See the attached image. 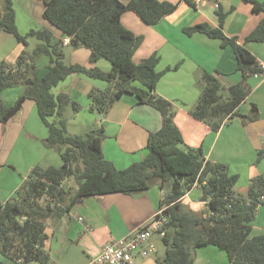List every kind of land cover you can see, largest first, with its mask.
Here are the masks:
<instances>
[{
	"label": "trees",
	"instance_id": "obj_1",
	"mask_svg": "<svg viewBox=\"0 0 264 264\" xmlns=\"http://www.w3.org/2000/svg\"><path fill=\"white\" fill-rule=\"evenodd\" d=\"M210 1L218 6V27L200 24L186 28L185 33L205 34L220 40L222 47L231 48L237 71L242 75L241 82L228 89L213 74L203 75V91L190 113L218 131L239 115L240 105L252 92L250 77L263 74L264 70L245 46L225 35L224 26L231 12L226 13L219 0ZM246 1L252 4L254 13H264V0ZM43 4V18L60 32V38L47 28L22 35L12 0H5L4 9L0 10V33L12 35L24 46L32 36L39 41L33 52L23 51L14 63H0V125L19 113L27 100L34 101L49 132L44 145L59 152L62 165L34 167L15 196L0 203V255L13 264H49L50 254L45 248L49 220L60 219L85 197L135 195L155 184L165 191L161 208L168 206L169 216L162 237L166 254L162 260L157 259V264H194L196 250L206 246L224 250L230 264H264V233L251 236L252 223L264 206V175L250 181L246 196L239 195L235 190L238 176L231 175L226 164L207 160L201 148L184 150L181 132L174 123L172 103L155 94L162 76L179 64L159 72L157 53L139 64L133 60L143 39L122 24V16L131 11L146 25L155 26L174 13L177 5L166 0H130L127 4L119 0H43ZM65 37H71V45L75 47L90 49L92 65L106 59L112 70L104 73L94 66L67 64ZM246 41L264 42V18ZM43 57L49 60L44 71L38 65ZM73 74L109 85L106 90L93 89L89 93L91 112L104 115L129 93L161 114L162 127L149 135V151L141 161L118 169L106 160L102 150L106 137L103 127L86 135L68 132L65 111L70 106L79 112L81 107L67 94L55 96L53 89ZM19 86L24 87L23 93L13 105H5L1 98L3 91ZM258 118L256 105H252L249 116H243L245 123ZM263 155L264 150H260L257 162ZM77 166L80 174L76 173ZM194 187L208 201L207 210L194 212L182 203ZM27 221L28 228L23 231ZM0 264H4L2 260Z\"/></svg>",
	"mask_w": 264,
	"mask_h": 264
},
{
	"label": "crops",
	"instance_id": "obj_2",
	"mask_svg": "<svg viewBox=\"0 0 264 264\" xmlns=\"http://www.w3.org/2000/svg\"><path fill=\"white\" fill-rule=\"evenodd\" d=\"M119 1L127 4L130 0ZM166 1L176 4L177 10L155 26L146 25L131 11L122 16V24L143 39L133 60L139 64L157 53L160 57L157 66L159 72L179 64L177 69L162 76L155 94L172 103L174 123L184 141L182 148L184 150L201 148L207 160L226 164L230 174L238 176L235 190L247 194L250 181L264 175V155L257 162L259 151L264 150V71L263 74L250 77L252 92L240 105L239 115L231 118L218 131H213L206 123L193 118L190 111L196 106L203 91L202 78L206 72L213 74L227 89L240 83L242 75L237 71L236 57L231 48L222 47L220 40L209 38L205 34L185 33L186 28L200 24L218 27L216 14L218 6L215 2ZM219 2L226 13L231 12L224 26L225 35L236 38L240 45L245 46L257 58L260 65H264V42L246 41L264 18V13H254L252 4L246 0ZM41 26L51 29L57 38L61 37L60 32L52 29L47 22H42ZM9 35L0 33L1 49L10 42L9 37L12 35ZM64 46L70 58L68 63L65 53L67 64L87 68L94 66L104 73L112 70L111 63L106 59H99L92 65L90 49L71 44ZM3 56L4 53L0 57ZM18 56L19 54L14 57V61L11 58L9 63H14ZM108 86L105 81L94 80L83 74H73L55 87L53 94L55 96L67 94L81 107L79 112H74L72 108L65 111L68 132L71 135H86L103 127L106 137L102 143V150L106 160L112 162L118 169H126L148 154V137L161 129L162 117L156 109L141 103L136 95L129 93L117 100L108 113L101 115L91 112L89 93L93 89L106 90ZM23 91V86L7 89L3 91L1 98L6 100L7 106H11ZM252 105L257 106L259 118L245 123L243 116L251 114ZM48 134L47 127L38 115L37 106L31 100H27L21 111L5 125H0V155L5 157L6 164L19 173L12 186L0 183V203L11 199L15 190L34 167L62 165V158L51 154L53 149L43 145V140ZM21 146L27 150L34 147L39 155L18 170L17 168L21 166L15 157L20 153L18 149ZM164 195L165 191H161L153 184L147 191L135 195L110 194L85 197L60 219L47 222L45 248L50 254L49 264H90L106 245L115 240L129 238L147 224L161 209ZM182 203L194 212L208 209V201L198 187L190 190L182 199ZM258 215L259 219L252 223V237L264 233V211L260 209ZM151 243L156 247L157 254L147 259L138 257L137 264H157V259L162 260L165 257L166 247L162 237L153 236ZM194 264L230 262L225 251L215 246H206L196 250Z\"/></svg>",
	"mask_w": 264,
	"mask_h": 264
},
{
	"label": "rangeland",
	"instance_id": "obj_3",
	"mask_svg": "<svg viewBox=\"0 0 264 264\" xmlns=\"http://www.w3.org/2000/svg\"><path fill=\"white\" fill-rule=\"evenodd\" d=\"M12 1H13V7H14V10L16 13L17 28L22 35L29 33L31 30L43 29L41 26V23L47 22L43 18V15H42V12L44 10L43 0H12ZM4 6H5V0H0V10H3ZM52 29H55V28L52 27ZM6 36H8V35H6ZM9 36H11V35H9ZM9 38H10V42H7L6 45L3 46V49H1V47H0V56L2 53H4V56L0 57V63L2 61L9 62L11 60V58L14 61V57H16V55H18V54L20 55L23 51H27L29 53L33 52V50L35 49V47L39 43L38 39L36 37H33V36L29 37L27 46H24L23 44L18 43L15 40V38L12 36ZM8 43L10 45H8ZM70 50H73V48H70ZM2 51H6V53L2 52ZM65 53H67L68 63H70L68 51H66ZM47 59H48L47 57H43L39 60L38 65L43 71L45 70L46 66L49 64V60H47ZM44 65H46V66L44 67ZM222 94H223L224 98L227 97L226 91H223ZM2 101L4 102V104L7 103V102H5L6 100H4L3 98H2ZM68 110H71L70 106L68 107ZM43 145H44V140H43ZM18 150H20V153L17 154L15 157V160L19 161V165L21 166V168L20 167L17 168L18 170L22 169V167H24L28 161H31L35 158H38V155H39L37 152V149L34 147H29L27 150L26 147L21 146V147H19ZM51 152H52L51 154H56L57 156H60L59 152H57L56 150H53ZM1 165H2V167H1ZM53 167H55V166H53ZM22 173H24V172H22ZM29 174L30 173L27 174L25 179L28 177ZM17 176H19V173L14 171L10 167L9 164H6L5 157L0 155V183L4 182V183H6V186L7 185L12 186L15 183V181L17 180ZM22 183L23 182H21V184L15 190L11 199L15 196L16 191L20 188ZM236 193L239 195H243V196L247 195L246 192L238 193V191H236ZM263 208L264 207H260L259 210L261 209L263 212L264 211ZM258 216L259 215H257V217H256L257 220L259 219ZM252 226H253V224H252ZM257 227L259 228L260 226H257ZM199 249L200 248H198L197 251ZM221 251H222V249H221ZM223 252H224V250H223ZM0 260H2L4 264H13L10 260L4 259L1 255H0Z\"/></svg>",
	"mask_w": 264,
	"mask_h": 264
},
{
	"label": "built area",
	"instance_id": "obj_4",
	"mask_svg": "<svg viewBox=\"0 0 264 264\" xmlns=\"http://www.w3.org/2000/svg\"><path fill=\"white\" fill-rule=\"evenodd\" d=\"M194 1L201 3L203 0ZM63 44L70 45L71 37L63 38ZM260 66L264 70V65ZM167 209L168 206L162 207L147 224L129 238L115 240L106 245L90 264H137L138 257L147 259L157 254L151 239L155 235L164 236V228L169 221Z\"/></svg>",
	"mask_w": 264,
	"mask_h": 264
},
{
	"label": "water",
	"instance_id": "obj_5",
	"mask_svg": "<svg viewBox=\"0 0 264 264\" xmlns=\"http://www.w3.org/2000/svg\"><path fill=\"white\" fill-rule=\"evenodd\" d=\"M76 173L77 174H80L81 173V169H80L79 166H77V168H76ZM28 225H29V222L27 221L26 224H25V226L23 227V231L27 230Z\"/></svg>",
	"mask_w": 264,
	"mask_h": 264
}]
</instances>
